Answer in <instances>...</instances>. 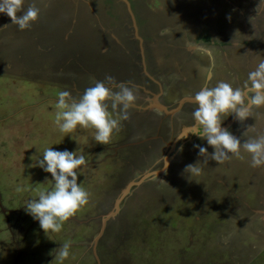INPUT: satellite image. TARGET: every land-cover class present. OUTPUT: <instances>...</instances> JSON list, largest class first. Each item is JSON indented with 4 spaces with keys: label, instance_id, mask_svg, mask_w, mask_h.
<instances>
[{
    "label": "rangeland",
    "instance_id": "374dc122",
    "mask_svg": "<svg viewBox=\"0 0 264 264\" xmlns=\"http://www.w3.org/2000/svg\"><path fill=\"white\" fill-rule=\"evenodd\" d=\"M78 1L0 0V264H96L117 200L101 264H264V0H128L142 43L124 0ZM132 40L162 102L206 89L197 130L92 119L134 91Z\"/></svg>",
    "mask_w": 264,
    "mask_h": 264
},
{
    "label": "crops",
    "instance_id": "0c3cea01",
    "mask_svg": "<svg viewBox=\"0 0 264 264\" xmlns=\"http://www.w3.org/2000/svg\"><path fill=\"white\" fill-rule=\"evenodd\" d=\"M76 1H78V0H76ZM130 42L134 44V40H132ZM191 47H193V44L189 43L186 45V49H188L189 51H190ZM193 49H194V47H193ZM132 53H134V55L136 56V59L138 60L136 70L133 72L132 78L136 82H138V84L136 87H134V91H132L131 93H130V89H128L129 98L125 99L124 102H125V104H128L129 106L132 107L131 113H133V119L139 113H142L143 114L142 117H146L145 119L149 118L150 120H152L155 123L157 130H159V129L162 130L163 129V127H162L163 123L164 124L167 123L168 124L167 130H169V131H171V127L173 128L172 122L175 119L178 121L177 129H178V131H181V133L179 134L177 139H182L183 134H187V132H188L187 130H189L188 128L194 127L193 125L199 123L198 117L194 118L195 115L192 114V111L187 110V109L185 110V108L186 107L191 108V106L195 107V108L196 107H199V108L202 107L204 105V102L206 101V98H207L206 94H208V92L206 91L205 92L206 94L201 93V91H202L201 90L202 87H201L198 89V91L196 93H194L195 95L192 94V95H187V96H181V97L176 98L175 100H169L167 98L166 103L162 102V97L164 94V88L162 86V82L159 79L150 75L149 72L147 71L145 52L142 53L139 49L138 50L136 49V46H134ZM206 53H207V51H206ZM129 54H130V52H129ZM143 75H146V77ZM147 76H148L149 80H148ZM131 84L134 85L136 83H130V84L128 83V86L130 87ZM212 93H213L212 91L209 92V95L213 96ZM112 94H113V96H115L114 93H112ZM112 94H110L108 96L110 98H113V100H114L115 98L113 96H111ZM199 96H200L201 104H199L197 102H187L186 104L181 106L179 109H177L178 107L174 108L175 104H178V106H179V102L183 98H193L194 99V98H198ZM156 98L158 99L159 105L164 106L167 110H170V111L177 109L176 112H174L173 114H166L164 112V110L159 109L158 106L155 104L154 101ZM114 102L117 104L116 101H114ZM113 107H115V106H113L112 104H109V109H111ZM107 110H108L107 108H102V111H104V113L101 116H103L105 118V121H109V119H110L109 117L111 116L110 111H107ZM183 112H185L187 115H189L188 120L182 119L183 118V115H182ZM185 113H183V114H185ZM193 118H194V122H192ZM111 121H114V119ZM190 124H192V125H190ZM189 125L191 127H189ZM108 127H105V128L107 129ZM105 128H103V130H105ZM97 134H99V132ZM144 142H145V140H144ZM139 143H142V141H139ZM94 225H96V227H97V224H94ZM81 237H82L81 234H79L76 238L81 239ZM85 237H87V236H85ZM97 246L94 245L93 251L95 253L97 263H102L103 259L100 257V255L98 253L99 251L97 250V248H98Z\"/></svg>",
    "mask_w": 264,
    "mask_h": 264
},
{
    "label": "flooded vegetation",
    "instance_id": "af4514ba",
    "mask_svg": "<svg viewBox=\"0 0 264 264\" xmlns=\"http://www.w3.org/2000/svg\"><path fill=\"white\" fill-rule=\"evenodd\" d=\"M86 10L88 11V13H90L89 12V10L86 8ZM103 11H105L104 9H102ZM113 13V11L109 14H107L106 16L109 18V21H106V23L107 22H111L112 21V23L114 24V26H117V29H121L122 27H124V25L122 24V22L125 20V19H123V16H122V14H121V18L119 17V19H118V16H117V20L116 21H114V15L112 14ZM108 24V23H107ZM109 25V24H108ZM118 31H120V30H118ZM118 31H116V33H118ZM128 35V34H127ZM130 36V35H129ZM120 39L121 38H123L122 37V35H121V33H120V35L118 36ZM139 45H140V48H139ZM138 48H139V50L142 52V47H141V43L139 42V44H138ZM143 59V58H142ZM136 67V66H135ZM142 69V68H141ZM143 76H145L146 77V75H143ZM113 78H115V77H113ZM147 78H148V76H147ZM148 80H149V78H148ZM137 84H138V82H136V84H134V85H130V86H132L133 88L134 87H136L137 86ZM125 85L127 86V87H129L128 86V84L127 83H125ZM123 84L122 83H118L117 85H112V87L111 88H106V89H103V90H112V92L114 93V95L117 97H120L119 99H114L113 100V98H110L108 95V97L111 99V101L113 102V101H116L117 102V105L118 104H120L121 106H119V108L118 107H113V108H111V109H108L107 111H110V114L112 115L113 114V116H115V115H117L118 116V114H120L121 113V115H122V117L126 120V121H128V126H129V128H131V124H130V121H132L133 120V113H131V109H132V107L131 106H129L128 104H125V99H127V98H129V91H128V89H125L124 90V88H123ZM202 92V91H201ZM206 92V90L204 89V92L203 93H205ZM112 94V93H111ZM206 94V93H205ZM204 94V95H205ZM104 96H106V94L104 95ZM104 96H101V97H99L98 98V101L100 100V99H102V97H104ZM64 100V99H63ZM93 101H94V99H93ZM96 101H97V99H96ZM79 105H85V103H82V102H80L79 103ZM86 105H88V104H86ZM177 108L178 107V104H175L174 105V108ZM134 110V109H133ZM136 111V110H135ZM101 113H99V114H97L96 116L94 115L93 116V118L92 119H94V118H96L97 116H99V115H102L103 113H104V111H100ZM137 112V111H136ZM149 112V111H148ZM92 117V116H91ZM194 118H195V116H194ZM147 120H150V119H147ZM151 121V120H150ZM192 122H194V121H192ZM143 126V125H142ZM150 126H152V125H149V128H150ZM147 129V127H145L142 131H140L142 134H143V132L145 131ZM163 130V129H162ZM162 130H157V129H153V131L151 130V129H149V131H151V132H149V133H151V134H156L157 132L159 133V132H161ZM134 131V130H133ZM199 132H200V134H201V132H202V129H200L199 130ZM139 138V137H138ZM147 138V137H146ZM169 137H168V135L165 133V132H163L162 133V135H160L159 136V139H160V142H159V144H160V146H161V144H163V143H165L166 142V139H168ZM124 141H125V143H126V139H124ZM121 142V141H120ZM147 141H145L144 143H146ZM143 143H139V141L138 142H136V144H134L133 143V145H132V149H134V148H136L137 147V145H142ZM110 145H113V146H120V144H118V143H115V141H113ZM152 148V146H149V149H151ZM149 162V161H148ZM147 162V163H148ZM120 173V172H119ZM118 177H116V179H117ZM112 198V197H111ZM111 198L109 199V200H107V201H105V202H103L102 203V206H103V211H105V210H107V208H109V207H112L113 206V202L111 201ZM117 202H118V200L115 202V204H114V206H116V204H117ZM122 202V200H120V202H119V206L121 207L122 205H123V203H121ZM101 206V207H102ZM99 215V214H98ZM98 215H96V218H90V219H86L85 221H84V223L83 224H81V226H83L84 228H85V226L89 229L90 227H92V222H95L98 218ZM92 220V222H90ZM86 221H88V223L86 222ZM90 226V227H89ZM105 227V225L103 224V221L100 223V225H99V229H98V231L96 232V234H95V236H94V238L96 237V238H100L101 237V235H102V233L104 232V230L106 229V228H104ZM88 229H86V231L88 230ZM85 231V232H86ZM107 233V229H106V232L104 233V235ZM81 236L82 237H84L82 234H81ZM94 238L91 240V242L94 240ZM76 239V237H72L71 238V240L72 241H74ZM80 240H83V239H80ZM99 240L100 239H98L97 241H96V246L98 245L99 246ZM94 242V244H95V240L93 241ZM93 242H92V244H93ZM34 244H35V246H33V245H31V247H30V251L31 252H33L32 253V256H33V258H30L32 261H29V264H43L42 263V259H40L38 256H36V252H35V249L37 250V243L36 242H34ZM89 245H90V243L88 244V242H87V245H80L79 243H75V242H72L71 244H70V246L71 247H73L75 250H81L79 253L81 254V256H82V254H86V255H88V254H90L91 252H90V247H89ZM82 247H84V248H82ZM46 248V247H45ZM79 254V255H80ZM93 255H94V257L96 258V256H95V253H94V251H93ZM62 259H65V260H68V259H71V257H70V255L69 256H67L66 258H62L61 257V260ZM62 263V262H61ZM62 264H64V263H62ZM82 264V263H81ZM96 264H97V260H96ZM98 264H101V263H98Z\"/></svg>",
    "mask_w": 264,
    "mask_h": 264
},
{
    "label": "water",
    "instance_id": "95a60500",
    "mask_svg": "<svg viewBox=\"0 0 264 264\" xmlns=\"http://www.w3.org/2000/svg\"><path fill=\"white\" fill-rule=\"evenodd\" d=\"M124 2H125V4L127 5V7H128V9H129V13L131 14V16H132V19H133V24H134V28H135V34H136V37L138 38V39H140V42L142 43V41H143V39H141L140 38V36L138 35V33H137V26H136V22H135V18H134V15H133V13L131 12V7H130V3H129V1L128 0H124ZM145 51H144V48L142 47V53H144ZM204 92V90H202V92L201 93H203ZM155 104L158 106V108L159 109H162V110H164V112L166 113V114H173L174 112H176V110L177 109H179L181 106H183L184 104H186L187 102H197V103H199V104H201V100H200V96L198 97V98H183L180 102H179V106H178V108L177 109H174V110H167L164 106H162V105H159L158 103V99L156 98L155 99ZM224 126H222L221 127V129H224L223 128ZM193 130H197V127H193ZM197 134V133H196ZM173 148H174V146H173ZM175 150V149H174ZM166 164H167V158H166ZM166 167V166H165ZM165 170V169H164ZM162 172V171H161ZM158 174H161L160 172H156V173H154V175H158ZM150 176V175H149ZM127 191H128V188L124 191V194H127ZM119 202H120V200H118V202H117V204H116V207H115V210H114V212L112 211V212H110L109 214H107L106 216H103L102 217V219H103V224L105 225V223H106V221L108 220V219H110V218H112V216H115L116 215V212L117 211H119ZM98 240V238H96V240H95V245H96V241Z\"/></svg>",
    "mask_w": 264,
    "mask_h": 264
},
{
    "label": "clouds",
    "instance_id": "9594fccd",
    "mask_svg": "<svg viewBox=\"0 0 264 264\" xmlns=\"http://www.w3.org/2000/svg\"><path fill=\"white\" fill-rule=\"evenodd\" d=\"M142 42H143V41H142ZM136 44H137V43H136ZM136 44H134V46H136ZM137 45H138V44H137ZM141 47H143L142 44H141ZM129 52H130V51H129Z\"/></svg>",
    "mask_w": 264,
    "mask_h": 264
},
{
    "label": "bare ground",
    "instance_id": "6f19581e",
    "mask_svg": "<svg viewBox=\"0 0 264 264\" xmlns=\"http://www.w3.org/2000/svg\"><path fill=\"white\" fill-rule=\"evenodd\" d=\"M188 131V130H187Z\"/></svg>",
    "mask_w": 264,
    "mask_h": 264
}]
</instances>
